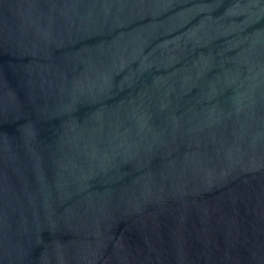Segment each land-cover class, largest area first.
I'll list each match as a JSON object with an SVG mask.
<instances>
[{
	"label": "water",
	"instance_id": "95a60500",
	"mask_svg": "<svg viewBox=\"0 0 264 264\" xmlns=\"http://www.w3.org/2000/svg\"><path fill=\"white\" fill-rule=\"evenodd\" d=\"M0 264H264V0H0Z\"/></svg>",
	"mask_w": 264,
	"mask_h": 264
}]
</instances>
